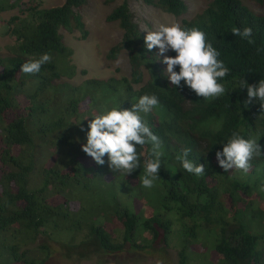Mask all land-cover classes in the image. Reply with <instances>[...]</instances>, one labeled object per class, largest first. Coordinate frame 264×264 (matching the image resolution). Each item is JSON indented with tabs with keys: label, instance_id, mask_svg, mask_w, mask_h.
<instances>
[{
	"label": "trees",
	"instance_id": "1",
	"mask_svg": "<svg viewBox=\"0 0 264 264\" xmlns=\"http://www.w3.org/2000/svg\"><path fill=\"white\" fill-rule=\"evenodd\" d=\"M141 1L206 34L230 70L219 81L224 96L206 101L183 80L180 88L170 85L165 64L156 48H146L126 1L106 18L121 32L106 59L126 54L130 78L76 84L73 52L60 30L86 38L80 14L85 0H64L50 9L0 0V15L16 8L21 13L8 21L14 44L9 55L0 56V264L87 261L91 255L123 254L125 247H168L180 231L196 242L200 231L213 234L214 264H264V202H257L264 199V155L252 159L247 174L225 172L216 158L234 132L256 139L264 151V110L255 100L245 106L247 89L238 86L242 78L249 84L264 79V12L254 13L241 0H208L186 20L184 0ZM252 1L264 8V0ZM237 27H251L254 43L235 36ZM45 53L52 60L39 73L21 72L23 63ZM145 94L159 98L157 108L141 115L163 152L160 178L150 189L142 186L150 144L139 150L141 167L127 176L110 170L107 156L98 165L81 147L92 118L112 108L130 109ZM185 148L191 149L189 159L205 165V175L183 169L178 157ZM139 199L145 202L137 209ZM177 264L200 262L182 249Z\"/></svg>",
	"mask_w": 264,
	"mask_h": 264
},
{
	"label": "clouds",
	"instance_id": "2",
	"mask_svg": "<svg viewBox=\"0 0 264 264\" xmlns=\"http://www.w3.org/2000/svg\"><path fill=\"white\" fill-rule=\"evenodd\" d=\"M232 33L242 39H248L249 43H254L251 39V27H245L243 30L238 27L233 28ZM144 43L149 51L158 48L157 55L163 57L162 63L167 66L165 73L170 85L180 88L183 80L190 90L206 101L226 94L225 85L219 81L228 76L230 70L222 60L218 59L220 53L212 43L208 42L203 31L197 28L187 29L179 23L161 24L156 30L147 31ZM169 51L170 54L174 51L176 55H166ZM51 60L52 57L45 53L39 59L23 63L21 72L39 73L42 65L50 63ZM177 66L179 71L175 70ZM85 76L86 72L83 77ZM87 79L95 78L87 77L84 80ZM238 86L239 89H247L245 106L255 100L259 101L261 109L264 110V79L258 84H249L242 78L238 81ZM159 104V98L155 94H145L137 103H133L130 109L112 108L95 116L88 123L87 139L86 143L81 145L82 151L98 165H104V157L107 156L110 170L127 176L141 167L142 153L139 150L150 144L149 158L143 161L142 186L146 189L154 187L155 182L160 178L159 171L162 165L161 140L153 133L141 114H149ZM81 130L83 131V128ZM190 152L191 149L185 148L183 156L178 157L183 169L198 177L205 175V165L195 164L189 159ZM262 155L264 151L261 150V145L256 139H245L238 132L232 133L224 143L222 151L216 152L219 166L225 172L239 169L245 174L251 169L252 159Z\"/></svg>",
	"mask_w": 264,
	"mask_h": 264
},
{
	"label": "rangeland",
	"instance_id": "3",
	"mask_svg": "<svg viewBox=\"0 0 264 264\" xmlns=\"http://www.w3.org/2000/svg\"><path fill=\"white\" fill-rule=\"evenodd\" d=\"M124 1L128 3L134 23L145 35H147V31H154L161 24L180 23L179 19L153 7L146 6L141 0H85L80 14L87 32L86 38H82L83 34L77 30H74L73 33L60 30L64 44L73 52L72 64L77 69V76L73 79L74 83L78 84L87 77L95 79H108L113 76L129 78L130 67L126 54L122 53L115 61L106 59L109 50L118 44L121 38V32L117 24L107 22L106 18L115 7L121 5ZM184 1L188 6V12L182 18L186 20L200 12L208 4V0ZM241 1L256 14L264 12V8L255 4L252 0ZM23 2L37 6L40 9H50L63 5L64 0H23ZM14 16L21 17L19 8L0 15V56L9 55V49L14 44V40L6 33L8 21ZM166 55L170 56V51ZM158 58L163 59L162 56ZM166 67L164 65V70ZM81 71L86 72L85 77L79 75ZM144 202L142 199L137 200L136 208L139 209ZM257 202L263 203L264 199L261 198ZM143 212H145V208L141 209V213ZM179 233L178 239L175 240L174 237H171L168 247L157 245L152 249L143 250L125 247L123 254L108 257L100 256L99 258L91 255L87 261L76 259H73V261H60L56 257L53 262L57 264H96L101 259L103 264H177L178 252L182 249L193 262L199 261L200 264H214L217 262L216 254L212 250L213 234L200 231L199 242H196L191 240L187 234H181V231ZM144 243L146 242L143 241Z\"/></svg>",
	"mask_w": 264,
	"mask_h": 264
}]
</instances>
